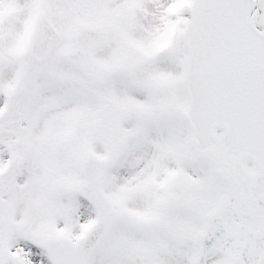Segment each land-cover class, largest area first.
<instances>
[{
	"label": "snow or ice",
	"instance_id": "snow-or-ice-1",
	"mask_svg": "<svg viewBox=\"0 0 264 264\" xmlns=\"http://www.w3.org/2000/svg\"><path fill=\"white\" fill-rule=\"evenodd\" d=\"M0 264H264V0H0Z\"/></svg>",
	"mask_w": 264,
	"mask_h": 264
}]
</instances>
